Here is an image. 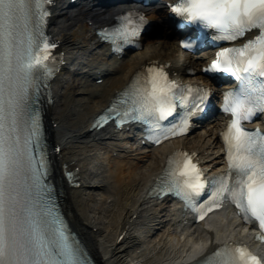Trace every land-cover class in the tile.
I'll return each mask as SVG.
<instances>
[{
  "label": "snow or ice",
  "instance_id": "snow-or-ice-1",
  "mask_svg": "<svg viewBox=\"0 0 264 264\" xmlns=\"http://www.w3.org/2000/svg\"><path fill=\"white\" fill-rule=\"evenodd\" d=\"M48 3L50 0H0V264H88L79 245L70 242V233L53 202L52 185L47 180L49 161L41 143L36 97L52 73L49 50L55 47L44 28ZM170 7L189 21L214 26L217 35L228 40L247 30L257 31L242 45L220 48L207 66L208 70L227 69L240 86L225 94L224 109L232 114L223 134L229 170L212 180L211 194L197 210L203 219L230 198L246 220L254 219L264 229V131L242 124L257 110L264 111V0H176ZM132 15L119 17L124 23L112 34H104L131 41L147 22L138 13L139 22L129 27ZM183 43L192 47L195 42ZM190 89L169 79L164 67L150 64L146 74L137 73L117 95L97 118L96 126L115 117L120 125L135 120L160 127L162 119L176 112L177 103H188L184 93L191 96ZM210 94L205 88L200 104ZM191 116L186 110L162 135L186 132ZM164 175L170 184L166 182L163 191H175L197 207L194 197L207 182L193 155L176 153ZM202 264H264V260L243 245L225 244Z\"/></svg>",
  "mask_w": 264,
  "mask_h": 264
},
{
  "label": "bare ground",
  "instance_id": "bare-ground-1",
  "mask_svg": "<svg viewBox=\"0 0 264 264\" xmlns=\"http://www.w3.org/2000/svg\"><path fill=\"white\" fill-rule=\"evenodd\" d=\"M92 2L70 7L56 0L49 24L63 62L52 79V99L45 111L56 147L53 172L61 181L71 228L97 264H138L146 257L152 264H183L208 253L226 236H242L244 228L235 232L238 224L228 209L196 228L189 226L177 204L146 197L176 148L196 154L212 172L224 167L221 120L212 119L187 137L149 149L141 147L140 139L127 138L130 131L109 126L88 130L91 118L148 64L168 63L174 76L207 81L199 70L205 55L196 59L178 47L162 8L148 11L158 21L153 38L146 34L135 51L107 57L108 48L100 44L95 28L107 24L118 10ZM100 74L103 81L97 82ZM62 163L75 171L77 186L60 178ZM179 228L186 238L172 251L171 231Z\"/></svg>",
  "mask_w": 264,
  "mask_h": 264
},
{
  "label": "rangeland",
  "instance_id": "rangeland-1",
  "mask_svg": "<svg viewBox=\"0 0 264 264\" xmlns=\"http://www.w3.org/2000/svg\"><path fill=\"white\" fill-rule=\"evenodd\" d=\"M64 1H66V0H64ZM151 34H153V33H151ZM153 36L154 35H151V37L153 38ZM95 80V79H94ZM194 227H197L198 228V226H194ZM238 228V227H237ZM239 229V228H238ZM175 230V231H174ZM174 230H172L171 232H172V238H173V245H171V247H170V250H176V247H175V243L177 242L178 244L179 243H181V242H184V240H185V238H186V235H183V234H180V231L182 230V229H174ZM178 236H179V238H180V242L177 240L178 239ZM188 240V239H187ZM192 241H193V239H190V241H189V245H191L192 244ZM178 244L176 245V246H178ZM144 260L142 261V260H139L140 262H138V264H152V260H151V257H146V258H143Z\"/></svg>",
  "mask_w": 264,
  "mask_h": 264
}]
</instances>
